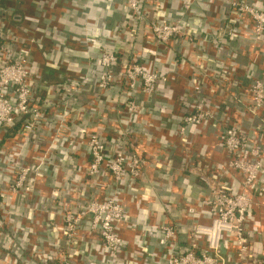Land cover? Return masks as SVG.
<instances>
[{"label": "built area", "instance_id": "2783aa9c", "mask_svg": "<svg viewBox=\"0 0 264 264\" xmlns=\"http://www.w3.org/2000/svg\"><path fill=\"white\" fill-rule=\"evenodd\" d=\"M170 2L122 0L133 25L111 33V40L117 37L130 43L139 38L143 47L132 56L121 50L99 55L101 70L94 82L100 94L116 88L125 95L118 110L122 120L106 140L97 129L101 120L92 118L93 127L83 122L81 115L73 119L65 97L50 106L39 103L35 92L41 78L38 68L0 20V264H264V247L256 249L258 233L254 230L255 211L261 206L264 209V78L254 77L241 85L237 73L247 67L232 56L220 69H212L219 45L192 32L186 21L196 0L180 3L177 16L167 19L162 12ZM228 3V20L221 22L222 36H243L248 44L246 55L264 54V6L255 0ZM145 55L151 57L142 60ZM189 67L192 73L180 79ZM84 80L80 77L79 82ZM79 82H72L69 88L77 91ZM180 83L187 89L189 101L172 111L176 126L161 147L148 138L154 132L152 115L135 96H142L145 102L161 98L162 86L174 89ZM100 97H88L86 108L97 111ZM50 116L55 117V125L45 126L49 135L40 143L37 130ZM256 119L255 126L244 124ZM134 125L144 128L141 142L136 134L127 132ZM210 130L223 151V166L198 169L192 162L193 140ZM150 144L153 152L142 156L143 146ZM180 147L181 167L164 182L184 206L182 225L174 221L171 206L150 213L154 198L146 194L149 186L144 185L150 165L165 173L173 169ZM75 155L82 163L68 177L64 174L69 178L64 186L61 162ZM46 171L55 175L59 184V190L51 192L55 210L42 205L37 209L31 198ZM214 172L220 174L216 177ZM227 174L237 181V189L215 181ZM180 176L181 182L177 180ZM191 177L200 188L189 187ZM188 187L197 190L195 200L182 199L180 190L183 188L186 198ZM18 200H28L23 206L32 212L23 218L22 226L15 227L11 213ZM128 201L135 205L134 216ZM123 231L141 234V239L159 247L148 250L137 246L136 254L129 255ZM180 233L186 238L183 242ZM5 236L19 242L22 258L13 254L12 245L4 244Z\"/></svg>", "mask_w": 264, "mask_h": 264}, {"label": "crops", "instance_id": "0c3cea01", "mask_svg": "<svg viewBox=\"0 0 264 264\" xmlns=\"http://www.w3.org/2000/svg\"><path fill=\"white\" fill-rule=\"evenodd\" d=\"M188 1L190 0H171L167 9L162 12L164 18H175L180 3ZM255 1L260 6H264V0ZM121 3L122 0H0V20L3 21L5 28L9 32L12 31L19 39L21 48L28 52L30 60L35 63L36 69L38 68L40 73V82L35 85L39 103H45L43 105L45 107L50 106L52 102L61 103L67 99L73 119L81 115L83 122L87 121V125H93V127H95V121L92 122V118L96 116V119L101 120L98 127H96L104 140L113 136L114 126H118L120 124L119 121L122 120L118 110L120 107L119 103L125 95L116 88L108 89L104 94H100L94 82L95 77L101 70L97 62L99 55L103 51L118 53L121 50L126 53V56H130L131 53L133 55V53L140 51L143 47L139 38L133 39L130 43H123L117 37L111 40V33L121 32L124 27L126 28L130 24L133 25L128 17L129 14ZM228 8V0H196L191 7V15L186 16L189 29L196 34L200 33L203 38L212 40L219 45L218 59L211 61L210 67L212 69H220L228 56H232L233 61H237L236 63L247 67L245 72L239 71L237 73L236 78L241 85L248 83L254 77L264 78V54L260 53V56L250 57L247 53V56L245 48L248 47V44L243 36L231 38L222 36L221 22L228 20ZM2 12L3 14L1 15ZM29 26H34V28L29 29ZM223 45L225 46L223 47ZM145 47L152 52H156L154 48H150L148 45ZM149 57L151 56L145 55L141 59L147 60ZM189 73H192V69L190 67L189 69L185 68L180 79H183ZM80 77L85 79L82 83H80L81 81L79 82ZM74 81L79 82L80 88L77 91H72L69 88V85ZM65 84L68 85V89L64 91L63 85ZM170 87L171 85L169 87L167 85L162 86L160 92L164 96L151 98L147 102L142 100V96H135L137 102L146 106L149 109L147 111L152 115L150 123L151 130H154V132L148 135V138L150 140L154 139L161 147H164L167 143L168 132L172 131L176 126L177 121L173 118L172 111L183 108L189 101V97L185 95L187 89L181 83L174 89ZM91 95L101 96L97 111L87 109L85 106L88 102V97ZM63 97H65V100H63ZM203 97L207 96L203 95ZM238 109L242 111L240 106H238ZM244 124L246 126H255L258 124V119L251 122L246 121ZM53 125H55V117L50 116L39 126L36 136L40 143L44 142L49 135V131L45 129V126L51 128ZM78 126L72 129V133L75 132ZM129 130L131 135H137L138 141H142L140 134L145 132L142 125H134L127 128L128 133ZM189 130L194 133L192 127ZM212 134L214 135L211 130L209 134L206 132L200 133L193 140L194 144L191 152L195 153L194 158L199 156L195 160L192 157V162L196 163L195 166L198 169L203 168L205 165H213L214 169L217 164L223 166V151ZM153 148L152 144L143 146V150H141L142 156L151 154ZM179 150V153L174 156L172 170H168L165 173L150 165L144 175V185L145 188L149 186L146 189V194L154 198L153 205L148 207L150 213L161 211L166 205L171 206V214L175 219L173 220L178 225H182L181 214L184 206L180 203V197L173 194V188L170 187V184L164 182L165 177H168L173 170L181 167V147ZM80 155L83 159L87 158L85 154L80 153ZM61 163L60 176L63 174L64 186H67L69 178L65 176L68 177L72 169L76 165H80L82 160L75 155L68 157ZM220 171H222V168ZM214 173L216 177L220 174ZM230 177L232 176L227 174L215 181L228 183L232 189H237V181L230 179ZM63 178L60 180H63ZM3 179L8 181L5 175H3ZM181 179L182 177L180 176L177 180L181 182ZM144 185L141 184V187L144 188ZM190 186H198L200 188V184L193 177L189 180ZM37 187L38 190H35L31 197L37 209L42 205L45 208L49 207L55 210V204L51 196L52 191L59 190V184L55 182V175L46 171L43 180L37 184ZM189 187L184 191L186 198L183 195V188L180 190L183 200H195L198 197L197 190L192 191ZM109 190L113 191L111 187H109ZM39 194L47 197H41ZM130 201L136 205L138 204L135 199H130ZM27 202L28 200H18L12 210L11 220L15 227L22 226L23 218L32 212L29 208L23 206ZM131 202L128 201L127 204L131 209V214L134 216L136 213L134 211L135 205ZM254 217V230L258 233V244L255 247L260 251L261 246L264 247L263 206L255 211ZM130 219L133 220V218ZM159 219H162V217H159ZM122 236L127 240L126 247L129 255L136 254L139 250L138 247L144 246L148 250L159 247L156 243L141 239V234L137 236L136 233L123 231ZM3 239L4 244H9V246L17 247L19 245L18 241L8 236ZM51 239L52 237L49 236L48 243ZM179 240L183 242L186 238L180 233Z\"/></svg>", "mask_w": 264, "mask_h": 264}, {"label": "trees", "instance_id": "16d2710c", "mask_svg": "<svg viewBox=\"0 0 264 264\" xmlns=\"http://www.w3.org/2000/svg\"><path fill=\"white\" fill-rule=\"evenodd\" d=\"M198 36L200 35L201 36V34L200 33H198L197 34ZM64 87H63V90L65 91L66 89H68V85L67 84H65V85H63ZM12 130H14L13 128H12ZM173 163H174V159H173ZM13 250H14V253L13 254H15L16 255V257L19 259V258H22L23 257V253H21V252H18L19 251V248L18 247H13Z\"/></svg>", "mask_w": 264, "mask_h": 264}, {"label": "water", "instance_id": "95a60500", "mask_svg": "<svg viewBox=\"0 0 264 264\" xmlns=\"http://www.w3.org/2000/svg\"><path fill=\"white\" fill-rule=\"evenodd\" d=\"M0 12H1V10H0ZM220 250H221V254H224L225 253V251H224V249H223V247H222L221 244H220Z\"/></svg>", "mask_w": 264, "mask_h": 264}, {"label": "rangeland", "instance_id": "374dc122", "mask_svg": "<svg viewBox=\"0 0 264 264\" xmlns=\"http://www.w3.org/2000/svg\"><path fill=\"white\" fill-rule=\"evenodd\" d=\"M30 28L32 29V28H34V26H33V27H32V26H29V29H30Z\"/></svg>", "mask_w": 264, "mask_h": 264}, {"label": "flooded vegetation", "instance_id": "af4514ba", "mask_svg": "<svg viewBox=\"0 0 264 264\" xmlns=\"http://www.w3.org/2000/svg\"><path fill=\"white\" fill-rule=\"evenodd\" d=\"M3 14V12L1 13V15Z\"/></svg>", "mask_w": 264, "mask_h": 264}]
</instances>
